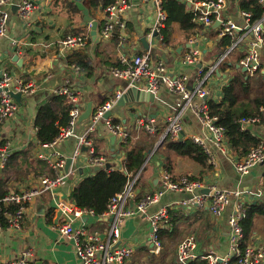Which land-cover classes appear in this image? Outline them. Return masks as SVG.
Here are the masks:
<instances>
[{"label": "crops", "instance_id": "obj_1", "mask_svg": "<svg viewBox=\"0 0 264 264\" xmlns=\"http://www.w3.org/2000/svg\"><path fill=\"white\" fill-rule=\"evenodd\" d=\"M31 1L34 9L27 18H22L18 14L21 0H11V5L7 8V33L0 36V71H9L25 81L32 80L37 85L32 94H21L19 101L17 100V112L0 124V145L8 144V159L3 164L0 163V196L36 184L39 176L44 173L54 174V169L40 156L47 152V149L38 142L34 117L38 106L46 102L49 96L55 95V88L68 84L78 92L81 108L84 109L86 104L90 103L94 111L97 106L114 98L117 92L122 94L128 88L124 79L114 76L111 72L112 68L120 65L119 60L122 57L129 58L134 54L150 51L151 60H163L169 73L187 74L192 77L197 67L202 66L207 70L221 54L227 52L233 40L236 41L243 35L241 31L235 33L230 36L231 43L224 45V38L218 37L219 25L214 22L206 26L193 21V0L180 1L185 2L187 12L191 14L190 22L195 26L185 29L179 21L170 22L166 43L163 42V31L162 39L151 36L153 11L151 5L143 0H128L130 7L123 16L125 27H117L109 39L101 35L104 20L102 8L105 0ZM77 2L85 7L88 15L97 22L96 34L93 37L91 25L83 20V13ZM240 11L238 0H229L223 9V15L229 16L242 26L244 20ZM73 33L85 35V47L64 53L59 42L65 35ZM143 37L146 38L149 49L144 48L141 41ZM250 37V33L245 34L239 46L229 51L218 72L206 81V100L219 102L223 96L222 87L236 71L247 73L243 70L244 67L239 65V61ZM12 40H15L14 43ZM194 49L199 51V62H185L184 56ZM259 50V70L262 77L257 73L259 70L250 75L251 98L264 97V47L261 46ZM15 53L23 58L21 66L12 61ZM74 66H78L77 71ZM152 93V101L133 100L123 105H117L115 102L108 116L128 128L132 138L130 145L134 144L139 135L147 132L143 126L137 124L139 118L152 120L155 131L147 133H158L152 150L147 153L143 165L145 168L141 171L138 184L135 181L139 173L131 180V207L146 193L159 188V171L162 167L167 168L166 165L170 166V172L175 176L187 174L205 179L207 183L220 188L260 191L259 196L243 198L247 209L251 205L259 206L264 202V162L255 165L247 174L241 175L236 171L234 164L244 155L235 152L228 142L226 154H222L210 144L217 153L215 165H200L191 158L174 155L172 152L166 159L162 152L159 153V141L164 139L167 126L164 118L177 110L180 96L171 92L165 85ZM199 100L200 98H194L196 102ZM248 103L252 110L251 114L247 115H258L260 121L239 128L248 129L264 144V103ZM239 117L234 118L236 125ZM87 121L79 124L76 122L74 130L77 134L84 130ZM182 127V140L190 139L194 134H207L191 110L185 111ZM111 136L113 134L108 130L104 117L90 134L95 154L105 156L111 165L119 166L123 160V150L120 149L117 138L112 141ZM75 146L76 138L68 137L55 148L66 159L72 157ZM68 169L71 171L61 184L27 204L19 225H10L8 217L0 212V264L21 255L27 248L33 249L31 259L34 264H82L75 252L74 239L63 235L58 228L64 222H70L76 228H83L85 236L97 234L100 240L108 239L112 219L110 215L104 212L98 216L82 209L81 215L75 216L72 211L57 208L58 202L78 207L70 197L71 191L80 179L94 170V166L87 160L85 147L81 148L80 154L74 158ZM187 196L184 192L167 191L158 202L147 208V213L151 214L160 207L167 206L171 215L170 222L160 230L162 249L158 255L152 253L150 226L144 214L135 213L125 218L121 225L120 242L132 245L134 252L123 264H171L175 258L177 243L189 234L196 236V252L205 254L212 249L219 255L225 254L228 249V215L236 199L231 198L222 214L215 217L207 206L181 205L180 201ZM3 209L14 211L15 205ZM261 243L264 244V216L255 214L250 234L242 246ZM198 260L201 259L192 262Z\"/></svg>", "mask_w": 264, "mask_h": 264}, {"label": "built area", "instance_id": "obj_2", "mask_svg": "<svg viewBox=\"0 0 264 264\" xmlns=\"http://www.w3.org/2000/svg\"><path fill=\"white\" fill-rule=\"evenodd\" d=\"M150 4L153 11V23L150 28V34L153 38L162 39V31L167 22V12L163 7V0H143ZM229 0H193L192 19L194 22L210 26L216 20L218 21V37L232 36L241 31L243 35L240 39L232 41L229 49L221 54L218 59L204 70L202 66L197 67L196 72L189 77L187 74L173 75L168 72L166 64L161 59L151 60V52L144 51L134 54L132 57H122L119 66L112 68L114 76L124 79L128 86L155 92L160 86L165 85L171 92L180 96L177 103V110L174 113L167 114L164 118L166 123V132L163 137L170 140L181 139L183 129V115L185 111L191 110L193 115L200 122L207 134L191 136V140L201 147L206 155V163L215 165L216 151L210 147V144L222 154L227 152V141L225 128L217 124V116L209 111L205 87L206 81L215 72H218L219 66L227 56L230 50L238 47L245 34L250 33L244 54L239 61V65L244 67L247 74L252 75L260 68V50L264 47V12L262 16L252 21L251 10L241 9L240 15L244 20V25L237 24L232 18L223 15V9ZM191 2V0H189ZM264 9V0H258ZM11 0H0V36L7 33V22L9 19L8 6ZM31 0H21L18 6V14L22 18H27L34 9ZM128 0H112L103 6V25L101 35L109 39L117 27L124 28V14L129 9ZM15 40H12L14 43ZM16 43V42H15ZM86 37L82 34H67L59 42L61 50L64 53L81 50L85 47ZM198 50L194 49L184 56L187 63H198ZM78 70V66H74ZM37 89V85L32 81H25L21 77L9 71H0V124L11 118L18 109V102L13 97L14 93L32 94ZM55 95H62L67 98L71 104L69 109V118L67 124L59 129L58 134L48 143H41L47 152L40 156L46 161L48 166L54 169V174H42L36 184L22 189L20 191H9L0 196V212L8 217L10 225H19L26 210L27 204L37 197L53 190L68 176L63 171L66 159L60 154L55 146L68 137L76 138L72 159L80 154L82 147L86 148L87 160L93 166L103 167L107 158L102 155H96L93 148V139L90 134L96 129V126L106 111H110L117 98L121 95L117 92L114 98L97 106L87 119L84 130L77 134L74 130L77 118L82 112L79 104L78 92L68 84L55 88ZM194 98H200L198 102ZM264 111V109H263ZM260 121L258 115H243L236 122L240 127L247 124H255ZM108 130L117 138L119 143L126 142L130 137L129 130L121 122H113L110 117L105 118ZM137 124L143 126L145 131L153 133L154 126L152 120L144 118L137 119ZM8 159V144L0 145V163L3 164ZM264 162V144L258 143L253 146L243 157L237 160L234 167L241 175L247 174L255 165ZM159 188L146 193L136 204L129 205L130 198L133 196L132 182L119 192L115 193L109 202V207L104 214L112 217L109 226V237L106 241L100 240L97 234H88L85 236L83 228H76L70 222L62 223L58 228L60 232L73 238L76 244L75 252L82 264H123L134 252V247L127 243H119L121 239V225L125 218L135 213L144 214L150 226L149 240L152 245V253L158 255L162 249L160 240V229L170 222L171 215L167 206H162L155 212L148 214V206L159 201L160 197L167 191L184 192L188 196L180 201L181 205H196L199 207L207 206L215 217H219L231 198L236 202L228 215V249L224 255H219L210 249L209 252L201 254L196 252L197 239L194 234H189L182 238L176 245L175 258L171 264H189L196 259L205 260L208 264H264V244H246L242 246L244 231L242 221L246 216L247 206L243 198L259 196L260 191L251 189H231L220 188L215 184H210L205 179L191 177L183 174L173 175L166 167L159 171ZM206 189V192L202 190ZM15 205L14 211L3 209ZM57 208L72 211L75 216H80L83 211L76 206H69L65 202H58ZM93 213L92 210H88ZM83 236L84 239H83ZM32 248H27L21 255L15 256L5 264H34L31 255Z\"/></svg>", "mask_w": 264, "mask_h": 264}, {"label": "trees", "instance_id": "obj_3", "mask_svg": "<svg viewBox=\"0 0 264 264\" xmlns=\"http://www.w3.org/2000/svg\"><path fill=\"white\" fill-rule=\"evenodd\" d=\"M112 0H105L103 6ZM240 9L251 10L252 21L260 18L264 12L258 0H238ZM163 7L167 12V22L163 29V42L168 40V24L172 21H179L180 25L189 29L195 26L190 22L191 14L186 10V4L180 0H163ZM224 45L231 43V37H223ZM260 78V70L257 72ZM252 76L239 70L232 76L226 85L222 87V99L219 102L207 100L209 111L217 116V124L225 128L226 141L239 155H245L259 140L253 136L248 129L241 130L235 124L237 116L251 114L249 101L255 104L264 103V97H250V80ZM71 104L62 95L49 96L46 102L40 104L36 110L34 124L37 127L36 137L39 143H48L58 134L59 129L67 124ZM113 122H119L112 119ZM157 133V132H156ZM157 134L150 135L144 132L132 143L131 136L126 142L120 143L123 150L121 165L109 168L99 167L90 175L84 176L73 187L70 197L74 203L83 210H92L95 215H102L109 207L111 197L121 191L138 174V184L143 164L147 153L152 150ZM130 145V146H129ZM164 148V149H163ZM158 152H162L166 159L169 153L181 157L191 158L200 165L206 164V155L200 146L191 139L170 140L164 137L158 146ZM39 162V161H38ZM43 164V163H42ZM45 166V164H44ZM170 171V166L166 165ZM255 214L264 216V202L259 206H250L246 209V216L242 221L244 239L241 245L248 238L252 221ZM161 230V229H160ZM159 230V231H160ZM189 264H208L205 260H198Z\"/></svg>", "mask_w": 264, "mask_h": 264}, {"label": "water", "instance_id": "obj_4", "mask_svg": "<svg viewBox=\"0 0 264 264\" xmlns=\"http://www.w3.org/2000/svg\"><path fill=\"white\" fill-rule=\"evenodd\" d=\"M77 5L79 6V8L82 10L83 13V20L85 22H89L91 25V35L92 37L95 36L96 34V27H97V22L92 20V18L88 15V10L83 7L79 2H77ZM215 25H218V21H215ZM141 41L143 43V46L145 49H149V44L146 41V38L143 37L141 38ZM191 46V45H188ZM12 61L16 62L18 66H21L23 58L19 57L18 54H14L12 56ZM199 66V65H198ZM245 68H243L244 70ZM21 94L20 93H14L13 97L19 101ZM154 98V94L152 92H146V91H142L139 88L135 87V86H128V88L125 89V91L117 98L116 100V104L117 105H123L125 102H131L133 100H144V101H152ZM92 106L90 103H87L85 108L82 110V112L79 114L78 118H77V123H81L83 121H86L87 119H89L90 115L92 114ZM110 111H106L103 115L104 118H107L110 115ZM182 134V133H181ZM181 138V137H180ZM115 139V136H111V140L113 141ZM163 139H161L159 141V144L162 142ZM146 161V160H145ZM73 162V159L71 157L66 158V162H65V166H64V170L67 171L68 168L70 167L71 163ZM145 164V162H144ZM143 164V165H144ZM100 166H94V170L98 169ZM105 168H109L111 167V163L110 162H106L104 164ZM203 192H206V189L202 190ZM102 219H106V218H102ZM149 225V223H148ZM120 243V241H119Z\"/></svg>", "mask_w": 264, "mask_h": 264}]
</instances>
